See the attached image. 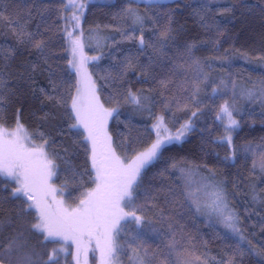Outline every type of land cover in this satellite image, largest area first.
Segmentation results:
<instances>
[{"label":"trees","instance_id":"trees-1","mask_svg":"<svg viewBox=\"0 0 264 264\" xmlns=\"http://www.w3.org/2000/svg\"><path fill=\"white\" fill-rule=\"evenodd\" d=\"M0 14V125L13 129L18 117L37 145L43 143L37 133L44 134L58 165L54 183L64 187L66 204L75 207L94 184L90 144L82 130L70 128L75 121L68 106L77 77L69 64L66 2L0 0ZM137 16L143 24L135 22ZM17 23L43 40V47L35 48L27 37L21 43ZM166 29L167 39L161 36ZM82 33L85 50L100 56L90 67L100 100L117 110L110 131L121 158L134 157L155 141L153 125L160 117L171 131L192 124L182 143L165 147L141 174L155 199L137 212L145 218L141 225L131 220L121 225L119 263L133 264L127 244L139 230L157 264H264V0L93 2L85 10ZM194 84L199 85L195 96ZM224 105L237 125L223 118ZM228 135L231 144L224 139ZM69 167L85 173L82 181L66 171ZM209 176L221 184L239 234L197 211L198 190ZM15 187L0 176V249L16 238L22 245L10 256L0 252L3 264H23L33 252L43 264L53 249L58 264H75L71 246L61 251L62 242L44 241L31 228L35 210L22 211L25 198L12 196ZM173 234L178 243L170 251Z\"/></svg>","mask_w":264,"mask_h":264},{"label":"snow or ice","instance_id":"snow-or-ice-1","mask_svg":"<svg viewBox=\"0 0 264 264\" xmlns=\"http://www.w3.org/2000/svg\"><path fill=\"white\" fill-rule=\"evenodd\" d=\"M151 2L152 0H149V3ZM69 4L73 9L78 10L80 15H83L85 4H77L75 0H69ZM80 15L73 12L72 20L75 21L76 27L80 25ZM3 18L0 14V19ZM135 22L143 24V18L137 16ZM15 30L21 37V43H23V37H27L35 48L43 47L44 41L37 40L36 34L26 32L22 24L17 23ZM167 32L166 29L164 33H161L165 39L168 38ZM67 35L72 54L69 64L78 75L75 95L70 96L71 103L68 106L71 118L75 121L70 128H82L86 133L84 139L91 145L92 174L89 175V179L94 187L81 193V198L75 207L66 205L62 198L64 187L57 188L51 183L58 165L45 151L44 145L48 144V140L44 139L43 133H37L43 141L41 145H37L28 135L18 117L13 130L0 125V176L15 182L16 187L11 194L13 197L25 198L27 208L22 211L35 210V222L31 224V228L40 233L44 241L57 238L65 242L71 240L76 244L78 253L83 250L86 257L88 246L94 240L96 248L101 253V264H112L117 250H123L116 240L122 230L119 227L120 221L127 222V218L130 217L133 223L141 225L145 218L137 212L146 209L148 202L155 199L151 192L143 187L142 170L157 158L162 147L173 141H180L185 133L191 130L192 124L188 121L181 126L180 130L172 134L164 125L163 118L160 117L158 123L153 125L156 129L155 141L134 157L122 159L113 149L112 138L107 131V122L116 109H107L100 103L95 83L87 71L88 58L83 53V44L79 37L72 38V32H67ZM139 42L142 46L145 45L143 35H140ZM188 51L190 53L191 49L189 48ZM93 59L98 58L93 57ZM195 63L199 64V61ZM198 92L199 85L194 84L192 95L195 96ZM248 95L251 96L253 93L249 91ZM129 98L133 103H140L139 98L132 93H129ZM3 102V96L0 95V104ZM221 113L227 116L229 126L238 124L232 118V112L229 111L227 105L222 107ZM195 115L196 112H192V116ZM224 139L231 144V135ZM66 171L70 172L74 179L79 176L81 181L85 174L78 173L71 167ZM204 187L207 188L208 185ZM211 195V203L207 207L217 213L220 223L225 228L239 234L240 229L236 226L237 217L225 211L227 204L223 192L216 190ZM138 199H143L144 203L138 205ZM193 202L196 203V201ZM126 209H131V211H126ZM199 210L200 205L197 203V211ZM144 235L138 230L127 244V248L133 252V264H157L156 253L153 252L149 256L148 249L144 247ZM18 241L19 238L10 240L7 247L0 249V252L10 256L15 249L19 253L22 245ZM177 243L175 234H173L167 244L168 249L171 251ZM63 250L65 249L62 248L61 251ZM56 255L57 250L53 249L43 264H58L55 260ZM34 256L37 257L36 260L33 259ZM37 261L38 254L35 252L23 258V264H37ZM0 264H3L2 255H0ZM159 264H167V261L160 260ZM185 264L189 262L185 261Z\"/></svg>","mask_w":264,"mask_h":264},{"label":"rangeland","instance_id":"rangeland-1","mask_svg":"<svg viewBox=\"0 0 264 264\" xmlns=\"http://www.w3.org/2000/svg\"><path fill=\"white\" fill-rule=\"evenodd\" d=\"M115 0H75V2L77 4H80V3H83L86 5V7L83 9V15H80V12L76 9H73L70 4H69V0H65L66 2V5H67V8L69 10V14H68V24H67V29H66V37H67V42H68V49H69V54H70V59L72 60V54H71V45H70V40H69V37L67 35V32H72V38L75 39L77 37L80 38L81 42H82V20H83V17H84V14H85V10L88 6L89 3H93V2H99V3H111ZM135 2H138V3H143V4H147V5H153V4H160V3H172V2H175V1H178V0H152L151 3H149V0H133ZM75 11V14L76 15H80V25L79 27H76L75 25V21L72 20V15H73V12ZM83 53L84 55L88 58L87 61H86V67H87V71L88 73L90 74L92 80L94 81L92 75H91V71H90V67L91 65L95 64V63H98L100 61V56L97 55V54H94V53H91L90 51H86L84 46H83ZM93 57H97L98 59H93ZM71 67V65H70ZM72 71L76 74V77H77V80H78V75L76 73V71L71 67ZM95 83V81H94ZM95 86H96V93L99 97V101L100 103L102 104L101 100H100V96H99V93H98V85L95 83ZM103 105V104H102ZM105 108L107 109H112L114 107H106L104 106ZM116 109V108H115ZM230 111V110H229ZM117 114V110L113 113V115L111 116V118H109L108 122H107V131L109 133V135L111 136L112 138V147L113 149L115 150L116 154L119 156L116 148H115V145H114V142H113V137H112V134H111V131H110V124H111V121L113 120V118L115 117V115ZM227 123L228 122V118L227 116L224 115L223 117ZM164 122V121H163ZM158 121L155 123L157 124ZM164 125L166 126L165 122H164ZM167 127V126H166ZM5 128V127H4ZM25 128V127H24ZM7 129V128H6ZM14 129V128H13ZM13 129H8V130H13ZM26 129V128H25ZM80 130H82L84 132V130L82 128H78ZM167 129L169 130L170 133L172 134H175L177 131H171L168 127ZM180 130V129H179ZM27 131V130H26ZM153 131L155 133V138H156V129L153 128ZM28 133V132H27ZM85 133V132H84ZM161 134H163L162 130H161ZM189 134V131H187L185 133V135L181 138L180 141H173L171 144H168L164 147H162L161 151L169 146V145H172V144H178V143H182L188 136ZM29 135V134H28ZM86 135V133H85ZM89 143V142H88ZM45 147V151L47 152V148L46 146L44 145ZM91 147V145H90ZM160 151V153H161ZM48 153V152H47ZM160 153L158 154L157 158L159 157ZM50 157V156H49ZM157 158L152 161L150 164H148L141 172V174L143 173V171L148 168L151 164H153ZM123 159V158H122ZM55 177L56 175L52 178V181L51 183L54 184L56 186V184L54 183V180H55ZM213 177L209 176L207 177V181H204L203 185H202V188H200L198 190V199H199V205H200V212L201 214L204 216V217H208V218H213L214 220L216 219H219L218 218V215L217 213H215L214 211H212L211 208L207 207L208 204L211 203V199H212V192L213 191H216V190H220L223 192L222 190V186L221 184H219L218 181H216L215 179H212ZM205 185H208L207 188H205L204 186ZM57 187V186H56ZM58 197H59V193L57 194ZM63 200L65 201L64 199V196L62 197ZM226 202V201H225ZM66 203V202H65ZM227 204V203H226ZM67 205V204H66ZM226 212H229V213H232V210L229 208L228 204H227V208L225 209ZM128 220H131V218H127V221ZM126 221L125 220H121L120 221V225L119 227H121V225L123 223H125ZM57 241H60L62 242L63 244L61 245V249H65L66 250L68 249L69 246H71V250H72V254H73V258H74V262L75 264H101V253L99 251V249L96 248V245H95V241L93 240L92 243L88 246V250H87V255L85 257V254H84V251L81 250L79 253L77 251V247H76V244L71 241V240H68L67 242L63 241V240H60L59 238L55 239ZM65 252V250H63ZM96 257L100 258L99 260H96ZM95 258V259H94ZM112 264H120L119 261H118V257H117V252L115 254V258L113 259L112 261Z\"/></svg>","mask_w":264,"mask_h":264}]
</instances>
